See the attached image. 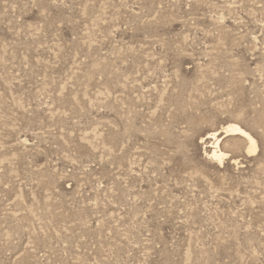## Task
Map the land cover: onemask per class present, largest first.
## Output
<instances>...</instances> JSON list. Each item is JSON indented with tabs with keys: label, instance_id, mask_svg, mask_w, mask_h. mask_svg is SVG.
Returning <instances> with one entry per match:
<instances>
[{
	"label": "rangeland",
	"instance_id": "obj_1",
	"mask_svg": "<svg viewBox=\"0 0 264 264\" xmlns=\"http://www.w3.org/2000/svg\"><path fill=\"white\" fill-rule=\"evenodd\" d=\"M0 264H264V0H0Z\"/></svg>",
	"mask_w": 264,
	"mask_h": 264
},
{
	"label": "bare ground",
	"instance_id": "obj_2",
	"mask_svg": "<svg viewBox=\"0 0 264 264\" xmlns=\"http://www.w3.org/2000/svg\"><path fill=\"white\" fill-rule=\"evenodd\" d=\"M230 133L239 134L240 136L247 139L248 143H249L247 150L249 152H255L256 151L257 145H256L255 140L251 137V135L248 132L241 129L238 125H236V124L229 125L228 128L226 129L225 135L230 134ZM218 141H219V138H216V143L214 142L216 149L214 148V150L212 151V156L218 160H221V159H223L224 156H226L225 155L226 153L225 152L223 153L220 150H218L219 148L217 149Z\"/></svg>",
	"mask_w": 264,
	"mask_h": 264
}]
</instances>
